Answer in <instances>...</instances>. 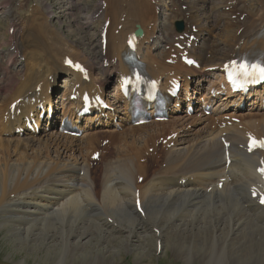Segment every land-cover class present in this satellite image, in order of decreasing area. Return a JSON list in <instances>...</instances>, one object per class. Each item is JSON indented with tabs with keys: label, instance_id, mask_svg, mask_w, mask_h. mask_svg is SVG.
<instances>
[{
	"label": "bare ground",
	"instance_id": "6f19581e",
	"mask_svg": "<svg viewBox=\"0 0 264 264\" xmlns=\"http://www.w3.org/2000/svg\"><path fill=\"white\" fill-rule=\"evenodd\" d=\"M105 1L106 9L101 10V13L108 12L107 15L113 16V20L108 27L110 31L105 53L102 55L99 48L97 54L102 56V60H107V67L97 65L83 50L75 49L74 41L64 34L55 37V31L52 30L42 36L46 40H53L62 52L57 60H53L50 69L65 74L62 81L64 93L68 92L71 84L76 83L83 88L97 83L103 90L111 74L117 70L125 72L122 56L126 54V35L131 31L125 29L127 25L133 28L137 21L143 27L139 54L147 71L164 74L179 70L183 74H198L197 70L186 68L180 63L167 65L160 58L163 51L153 49L157 43L150 44V39L158 33L161 25L149 0ZM184 1L189 16L186 17L181 10L176 13L172 10L167 15L170 22L165 27L166 31L172 29L171 20L174 16L189 20L208 33L214 29L207 23L210 17L218 20L225 18L227 25L233 23L229 20L233 13L221 10L226 0ZM171 2L177 6L179 0ZM207 6L210 12H206ZM124 11L128 12L126 20L122 23V29L115 34L113 30L120 23ZM105 19L104 16L99 25ZM235 24H238V28L223 27L217 33V38L223 40L220 48L216 49L213 44L210 48L205 39L199 48H192V54L204 64V68L221 65L232 53H241L246 48L264 52V0L258 1V8L249 13L243 22ZM239 27H243V32L236 37ZM259 31L262 34L249 45L231 50L239 38L252 34L256 36ZM34 36L41 38L40 33ZM97 42L99 45L100 38ZM204 49L210 51L209 58L205 56ZM45 53L37 52L33 57H43ZM64 56L89 67V83L81 82L77 73L63 67ZM203 71L200 72L204 73V77L212 75ZM35 85L28 92L32 86L30 80L21 83L17 90L12 89V85L1 86L5 94L2 92L0 97V231L14 237L18 246L27 241L33 249L44 247L50 251L46 254H49L48 259L52 264H65L67 261L71 264L75 261L80 264H112L122 252L133 254L135 259L141 260L148 253L147 246H154L157 251L159 245L160 254L168 248L174 260H182L185 264H264V210L249 198L247 192L255 181L256 156L240 154L237 144L243 139V131L237 125L217 130L202 126L196 117L174 114L163 123L152 121L137 127L127 126L129 119L125 118L126 106L112 97L121 131L107 130L111 123L106 127L99 126L101 121L95 122L98 115L89 116L82 125L84 133L80 138L86 148L92 149L89 155L99 150L97 148L104 135L115 150V154L111 150L107 152L100 173L92 174L87 163L77 162L76 158H69L72 160L70 162L55 161L22 151L36 137L29 133H24L22 137L15 135L13 131L21 126L17 125L20 119L15 116L4 120V111L8 110L12 101L21 97L23 99L17 107L25 111L30 105L29 99L25 101L26 95L33 92ZM48 87L49 83L46 82L42 87L43 95L47 94ZM56 92L58 89L52 90V93ZM47 97L51 99V96ZM226 100L222 99L224 103ZM4 101L6 104L9 102L5 110L1 109ZM257 103H249L248 112L237 115L243 121L242 125L264 135V110ZM68 105L65 114L71 111L76 102L66 99L63 106ZM224 108L226 112L235 111L231 105ZM218 119L225 121L222 116ZM187 124L193 128L186 129ZM222 131L227 133L231 141L232 161L228 168L224 166L223 147L219 141ZM3 132L9 136H1ZM173 132H178V136L163 144L157 143L159 138L163 136L165 139ZM52 136L54 139L50 141L58 142L62 147H59L56 156L74 150L71 149L73 138ZM48 141L44 142L45 146L49 145ZM12 142H16L13 147ZM171 142L174 147H168ZM150 147L153 148L151 153ZM108 149L107 145L101 148V154ZM13 153L17 155L15 159H11ZM162 163L165 165L162 166ZM145 164H148L146 169ZM139 176L143 177L141 183H137ZM222 177L225 178L222 187L216 188V183ZM182 179L186 180L184 186L178 185ZM135 189L139 190L144 215L135 210ZM121 231H125V239L114 243L121 239ZM23 263L24 259L18 264Z\"/></svg>",
	"mask_w": 264,
	"mask_h": 264
},
{
	"label": "rangeland",
	"instance_id": "374dc122",
	"mask_svg": "<svg viewBox=\"0 0 264 264\" xmlns=\"http://www.w3.org/2000/svg\"><path fill=\"white\" fill-rule=\"evenodd\" d=\"M46 1H48L54 7L57 14H59L60 10H63L65 7L68 6V4L64 0H46ZM166 1H168V0H161L159 2H160V4H162L163 9L167 10L168 3H166ZM0 2H3V0H0ZM81 2H82L81 5L84 6V8L86 9L87 12L85 14H83L85 12V10H83L81 12V14H77V16H74L73 18H69L67 16H62L61 17L62 21L61 20L58 21V24L56 25L57 29L60 30L58 32V36L63 34L61 32H64L65 36H67L72 41H74L73 45H75L74 46L75 49L83 50L85 55L89 59L91 58V60L96 62L97 65H100L101 58L98 56V54H99L98 46L99 45L97 46V44H96L97 42L94 40V38H96L95 36L97 34V31H98V29H97L98 25L93 24V27H91V25L85 23L87 13L89 14L96 7L97 0H81ZM255 2H256V0H255ZM256 4H257V2H256ZM255 7L256 6H254L251 9L253 10ZM169 8H170V6H169ZM4 12H5V8L2 9L0 7V13L5 15L4 18L0 17V25H4V23H5L4 21H7V19H8L7 18L8 15H6ZM116 16H118V15H116ZM161 21H163V19H161ZM169 22H170V19L168 18V24H169ZM207 23L208 24L210 23L209 25H213V27H214V29L211 31L212 33L209 32V34H207V37L209 38V40L212 43L213 39H215V41L218 40L217 37H218V34L220 33L219 31H221L220 30L221 27H219L218 24H216L215 22L213 24V21H210V22L207 21ZM223 23H225L227 25L226 22H223ZM232 24H229L228 27H225V28L229 29V27ZM242 32H241V34H242ZM1 33H3V36L7 37L6 28ZM166 33L167 32H165V34ZM241 34L239 36H241ZM166 36H167V34H166ZM94 44H96V46ZM218 44H221V46H222V43H218ZM211 47H212V45L210 44V48ZM215 48L218 49V47H216V46H215ZM157 51H158V49H157ZM95 56H96V58H94ZM10 85H12V89L13 88L17 89L19 87L18 85L14 87L15 84H12V83L11 84L7 83L2 87H8ZM111 87H112V83H111V78H110V79H108L106 89L110 90ZM1 89L2 88L0 85V97H1V95H3L2 92L4 93V91ZM0 103H2V102H0ZM5 104H6V102L4 101V106H5ZM109 129H111V127H109ZM50 135L52 138L50 137ZM52 135H55V134L53 132L52 133H46L44 131H41V133L38 136H36V139H34V141L32 143L28 144V146L26 147V150H22V151L27 152L29 154H32L33 156L36 154L37 156H39V158L44 157L42 159H45V156H46L47 158L55 160V161H68V162H70L72 160L69 158H76L78 160L77 162H79V161L82 162V161H86L88 159V154L90 153L91 150L89 152H87L88 148L85 147L83 140L82 139L79 140L77 138H75L76 140L73 139L71 141L72 142V148L71 149H74V150H70V152H68L66 154L63 153V155L60 153L61 155L56 156V154H57L56 152L60 147V143L58 144V142H55V141H53L54 143H52L50 141L51 139H54V137ZM1 136H4V135H1ZM4 137H6V136H4ZM38 138H40V139H38ZM41 139H42V141H41ZM47 140H49L47 143H49L50 147H49V145L48 146L44 145V142ZM15 143L16 142H12L11 146L13 147ZM52 144H53V146H52ZM43 145H44V147H43ZM60 148H62V147H60ZM41 151L44 153H42ZM112 152H113V154H115V150H113ZM148 154H149V152L147 151L146 155L148 156ZM16 157H17L16 154H14V153L11 154V159H15ZM52 157H54V158H52ZM147 166H148V164H145L144 169H146ZM102 167H103V165L99 164L98 167L95 168L93 171L99 173V171L101 170ZM155 167L157 168V166H154V168ZM122 233L123 234H122L121 239L115 240L114 243L125 239V231H123ZM147 239L150 240V238H147ZM159 242H160V240H158V243ZM30 246H31L30 243H28L27 241H25L22 246H18V244L15 242L14 237H12V236L10 237L8 234H5L4 232L0 231V264H18L22 259H24L23 264H52L50 259H48V258H50L49 254H46V253L50 252L49 250L47 251L44 247H41V246H39V248L33 249ZM147 248H148L147 249L148 253L141 260L135 259V256L133 254H130V253L126 254V253L122 252L120 255V258H117V260L112 264H185L182 260H174L175 257L173 256L172 251L168 248H166V250L161 254L155 250L154 246H147ZM65 264H71V263L67 261ZM72 264H80V263L75 261ZM195 264H198V263H195Z\"/></svg>",
	"mask_w": 264,
	"mask_h": 264
},
{
	"label": "snow or ice",
	"instance_id": "6c2138e0",
	"mask_svg": "<svg viewBox=\"0 0 264 264\" xmlns=\"http://www.w3.org/2000/svg\"><path fill=\"white\" fill-rule=\"evenodd\" d=\"M129 44L132 45L133 41L129 40ZM235 63V62H233ZM238 70L241 74L247 76V75H251V74H259L261 76V78H264V65L261 64H251L249 65L248 63H241L238 67ZM232 77L230 76V79ZM252 145L253 146H260V147H264V140L261 141H256L255 139L252 140ZM251 150V149H250ZM262 172H264V169H261ZM262 203H264V199H262L261 201Z\"/></svg>",
	"mask_w": 264,
	"mask_h": 264
}]
</instances>
